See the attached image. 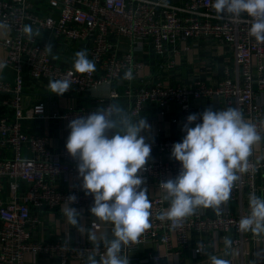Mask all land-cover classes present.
Segmentation results:
<instances>
[{"label": "built area", "instance_id": "2783aa9c", "mask_svg": "<svg viewBox=\"0 0 264 264\" xmlns=\"http://www.w3.org/2000/svg\"><path fill=\"white\" fill-rule=\"evenodd\" d=\"M213 3L214 0H0V30L4 31L0 46L6 50V63L14 73L13 80L0 77V105L5 108L0 115V264H29L28 257L38 255L47 256L55 264H88L89 255L99 259L105 253V234L94 246L86 239L72 242L65 235L37 240L33 230L41 224V212L54 213L69 206L80 213L82 221H89L92 229L102 231L105 227L91 214L94 197L85 194L78 162L68 153L66 143L71 120L110 103L124 105L133 121L146 109L154 108L161 121L170 119L179 125L178 134L146 137L152 146L151 158L139 175L152 204V227L138 243L124 249L130 264H164L189 246L197 259H208L211 251L226 249L225 237L233 241L232 250H227L234 255L239 249L244 258L230 264H264V257L249 258L250 242L264 245V235H245L238 230L241 217L250 214V195L264 198V139L253 146L249 170L240 174L220 215L211 208L200 209L175 230L170 221L155 218L169 207L160 183L174 179L181 170L182 165L171 157V151L186 135L183 126L190 114L203 113L208 108H237L264 137V44L250 35L251 17L243 14L234 21L225 13V18H220ZM25 25L40 35L29 39L22 32ZM202 40L230 50L232 64L223 63V75L213 83L197 78L172 82L181 54L191 52ZM49 44L51 53L44 51ZM84 49L95 61L96 69L79 74L74 71L73 57ZM153 64L158 73L153 72ZM129 70L132 78L125 79ZM61 78L72 82L61 97V105L50 109L46 101H32L27 80L48 87L50 80ZM104 88L106 93L98 92ZM84 95L91 96V105L80 103ZM38 105L42 106L40 112ZM29 120H41L47 127L54 121L64 143L53 147L46 130H33L27 126ZM197 122L202 123V118ZM70 196L76 197L75 203L67 200ZM155 244L162 245L163 251L155 250ZM198 245L202 253L197 251Z\"/></svg>", "mask_w": 264, "mask_h": 264}, {"label": "clouds", "instance_id": "9594fccd", "mask_svg": "<svg viewBox=\"0 0 264 264\" xmlns=\"http://www.w3.org/2000/svg\"><path fill=\"white\" fill-rule=\"evenodd\" d=\"M212 7L223 19L225 13L234 21L247 14L252 18L250 35L264 44V0H214ZM22 32L29 39L40 35L30 25H25ZM52 50L49 44L44 51ZM3 67L0 64V70ZM73 68L76 73L85 74L94 72L96 65L84 49L75 53ZM124 78H132L131 70ZM71 83L67 78L54 79L49 81L48 88L51 93L63 96ZM37 107L38 112L42 111V106ZM201 118L202 123L197 122ZM68 127L71 131L66 149L78 162L85 194L94 197L91 214L112 225V238L107 234L102 237L105 253L99 259L89 255L88 264H130L124 249L138 243L152 227V204L147 188L141 187L144 180L139 175L152 152L151 144L141 133L150 131L151 125L146 117L133 121L119 104L110 103L106 108L98 107L88 115L74 118ZM183 131L186 135L182 142L175 143L171 151V157L182 165L181 170L174 179L160 183L169 207L155 217L161 222L170 221L173 230L200 209L211 208L220 215L221 206L229 201L240 174L249 170L253 146L264 139L257 126L233 107L220 111L208 108L203 113L190 114ZM67 200L73 204L76 197ZM249 207L250 214L241 217L238 230L260 237L264 235V198L251 194ZM61 211L70 225L79 227L80 213L75 208L69 206ZM88 239L98 246L94 231L88 233ZM224 244L232 250L230 237L224 238ZM202 250L198 245L197 251ZM209 261L230 264L216 255H210Z\"/></svg>", "mask_w": 264, "mask_h": 264}, {"label": "crops", "instance_id": "0c3cea01", "mask_svg": "<svg viewBox=\"0 0 264 264\" xmlns=\"http://www.w3.org/2000/svg\"><path fill=\"white\" fill-rule=\"evenodd\" d=\"M2 32L4 31L0 30V34ZM6 56V50L2 46H0V64L4 65L3 69L0 70V77L8 80H13L14 73L6 63ZM148 61H152V58H149ZM223 63L232 64V55L230 54V50H227L226 47L220 45L215 46L208 40H202L199 42L197 48H193L191 52H183L181 54V64L178 65L172 73L171 81H194L197 78L203 79L207 83H213L223 75L221 71ZM152 70L154 73H158V69L154 66V64ZM26 89L31 93L33 102L46 101L48 102L50 109H53L54 107L59 106L64 102V99L61 98L62 96H57L51 93L46 84L43 85L41 84V82L27 80ZM98 92L106 93L107 89L104 88ZM89 97L91 96L84 95L83 97H81L80 103L86 106L91 105L92 101ZM121 107L124 109V105H121ZM175 113V111H172V114ZM145 117L147 118V122L151 125L150 131L141 133L145 137H150L155 133H160L164 136H170L179 133V125L172 124L170 122V119L161 121L154 108L146 109L143 114L134 121H138L140 118ZM27 126H30L33 130L37 129V131L39 128H42V130L44 128L46 130V133L49 135L50 143L53 147H60L64 143L62 132L58 129V125L56 126V124H54V121H51L50 126L47 127V124L41 120H29L27 122ZM62 186L65 187L64 184ZM163 195H166V193L163 192ZM231 205L235 207L234 204L231 203ZM64 208L67 207L57 209L56 211H54V213H40V217L42 220L41 224H39L38 227L33 230L35 239L52 240L57 235H65L68 236L70 241L72 242H75L78 239H86L91 242L88 239V233L90 231H94L98 238L102 234H107L112 238L111 224L103 222L105 225L103 230L96 231L90 227L89 221H82V218L80 217L79 227L72 226L67 222V218L62 214L61 210ZM249 234L251 233L249 232L245 235ZM249 248L251 250L249 258L256 256L260 258L264 257V245L256 244L255 242L251 241ZM154 249L163 251L164 248L160 244H155ZM173 250L176 252L177 248ZM210 255H216L218 257L225 258L230 262H240L244 259L239 249L234 252V255H232L231 252L227 249H221L219 252L211 251ZM138 257H140V255L137 256L136 259H138ZM28 258L29 264H55L50 258L44 255L29 256ZM207 260H209V257L208 259H197L194 256L191 247L189 246L182 249L180 254H176V256H173L171 259L165 260L164 264H205Z\"/></svg>", "mask_w": 264, "mask_h": 264}, {"label": "trees", "instance_id": "16d2710c", "mask_svg": "<svg viewBox=\"0 0 264 264\" xmlns=\"http://www.w3.org/2000/svg\"><path fill=\"white\" fill-rule=\"evenodd\" d=\"M4 111H5V108H4L2 105H0V115H1Z\"/></svg>", "mask_w": 264, "mask_h": 264}, {"label": "water", "instance_id": "95a60500", "mask_svg": "<svg viewBox=\"0 0 264 264\" xmlns=\"http://www.w3.org/2000/svg\"><path fill=\"white\" fill-rule=\"evenodd\" d=\"M205 264H208L207 262Z\"/></svg>", "mask_w": 264, "mask_h": 264}, {"label": "rangeland", "instance_id": "374dc122", "mask_svg": "<svg viewBox=\"0 0 264 264\" xmlns=\"http://www.w3.org/2000/svg\"><path fill=\"white\" fill-rule=\"evenodd\" d=\"M74 58V57H73Z\"/></svg>", "mask_w": 264, "mask_h": 264}]
</instances>
